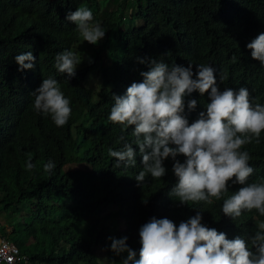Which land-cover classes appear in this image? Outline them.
Returning a JSON list of instances; mask_svg holds the SVG:
<instances>
[{
	"label": "trees",
	"instance_id": "16d2710c",
	"mask_svg": "<svg viewBox=\"0 0 264 264\" xmlns=\"http://www.w3.org/2000/svg\"><path fill=\"white\" fill-rule=\"evenodd\" d=\"M135 4L133 19L145 23L124 30L121 5L98 21V0H0V204L10 213L35 208L20 215L11 232L0 223V239L15 244L30 264H120L121 257L110 250L109 237L125 236L139 259V229L153 217H166L178 226L200 212L204 225L228 239L254 234L223 214V202L181 205L170 197L177 182L171 158L164 162V177L148 175L142 185L135 180L142 170L139 148L133 147L134 167L123 163L115 167L117 161L108 150H119L134 136L131 127L114 124L108 116L113 95H125L131 83L142 80L140 72L148 70L137 57L184 67L190 63L194 74L197 65H210L221 91L245 87L253 105H264V66L251 58L246 47L264 32V0H136ZM79 7L90 9L106 34L100 49L89 54L87 66L69 78L55 68V56L76 50L81 41L76 25L66 20ZM29 51L34 66L20 71L14 58ZM105 58L109 66L101 64ZM49 77L59 81L70 100L71 116L62 127L33 107L31 93ZM190 99L197 100L191 112ZM207 102L208 94L185 97L189 123ZM252 141V156L261 164L260 173L249 183L264 177V132ZM29 159L35 165L31 170ZM177 159L184 161L182 156ZM49 160L55 168L45 172ZM107 205L115 208L101 224L87 221ZM113 224L117 230L111 233ZM99 246L106 251L103 262L95 253Z\"/></svg>",
	"mask_w": 264,
	"mask_h": 264
},
{
	"label": "clouds",
	"instance_id": "9594fccd",
	"mask_svg": "<svg viewBox=\"0 0 264 264\" xmlns=\"http://www.w3.org/2000/svg\"><path fill=\"white\" fill-rule=\"evenodd\" d=\"M66 20L76 25L78 34L89 44L96 45L105 37L106 32L94 22L93 12L88 8H77ZM246 47L251 58L264 66V32ZM14 59L20 71L34 66L31 51ZM137 62L147 65L148 70L140 72L142 80L131 83L125 95H113L108 116L114 124L131 127L134 136L131 143L124 142L119 150H108V155L117 161L115 167L119 168L121 163L134 167L133 147L139 148L142 170L135 180L142 185L148 175L153 179L164 177L167 172L164 162L171 158L177 182L170 197L181 205L223 202V214L236 226L245 230L249 227L254 234L247 239L240 236L228 239L225 233L204 225L200 212L178 226L166 217H153L139 229V259L126 236L109 237L111 252L121 257L120 264H264V177L248 182L260 173L261 161L252 156V140L258 141L264 132V105H253L245 87L221 91L216 70L210 65H197L194 74L190 63L187 67L169 65L163 59L149 57H137ZM80 63L71 50L55 56V68L69 78L75 77ZM223 79L221 76L220 81ZM194 92L201 96L208 94L210 102L189 123L185 97ZM31 95L37 112L50 116L57 127L66 125L72 109L58 80L43 79ZM196 107L197 100L187 101L189 112ZM180 156L184 157L183 162L177 159ZM34 167L29 159L27 168ZM43 167L45 172H51L55 164L49 160Z\"/></svg>",
	"mask_w": 264,
	"mask_h": 264
},
{
	"label": "rangeland",
	"instance_id": "374dc122",
	"mask_svg": "<svg viewBox=\"0 0 264 264\" xmlns=\"http://www.w3.org/2000/svg\"><path fill=\"white\" fill-rule=\"evenodd\" d=\"M100 4V9L98 12V21L103 20V17L106 16L108 13L114 12L117 10L118 6L121 5L123 9V17H124V23L121 26L124 30H130L136 26H143L141 23H136L133 19L132 15L135 13L136 10V0H98ZM104 39V38H103ZM102 40L98 42L101 43ZM89 44L88 42L84 41L83 38H81V41L78 45H76V50L74 48L73 52L76 53L78 58L80 59L81 63L77 66L76 70H81L87 66V63L89 62L88 56L93 51V49H100V46ZM103 66H109L108 60L105 58L101 62ZM98 70V68H97ZM98 72L95 73V84L98 85ZM65 203H69L68 200L65 201ZM4 204H0V223L5 226L6 230L8 232H11V224L17 223V218L20 215H29L33 213L34 207L33 206H25L23 211H14V213H10V211H6L4 209ZM115 207L112 205L104 206L96 215L90 216L87 218V221L90 224L93 225H99L101 224L104 219L106 218L109 211L113 210ZM117 224V222H115ZM117 230V225L113 224L111 227V230L109 232L113 233ZM2 239V238H1ZM95 253L98 256V259L100 262H103L106 258V251L103 249L102 246H99L95 248Z\"/></svg>",
	"mask_w": 264,
	"mask_h": 264
},
{
	"label": "built area",
	"instance_id": "2783aa9c",
	"mask_svg": "<svg viewBox=\"0 0 264 264\" xmlns=\"http://www.w3.org/2000/svg\"><path fill=\"white\" fill-rule=\"evenodd\" d=\"M11 257V260H9ZM0 263L5 264H30V258L21 254L20 249L13 243L0 239Z\"/></svg>",
	"mask_w": 264,
	"mask_h": 264
}]
</instances>
